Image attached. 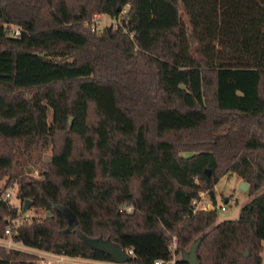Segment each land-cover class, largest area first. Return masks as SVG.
I'll list each match as a JSON object with an SVG mask.
<instances>
[{
    "label": "trees",
    "instance_id": "1",
    "mask_svg": "<svg viewBox=\"0 0 264 264\" xmlns=\"http://www.w3.org/2000/svg\"><path fill=\"white\" fill-rule=\"evenodd\" d=\"M126 3L128 32L83 23ZM26 164L37 176L21 173ZM224 173L248 184L237 217L192 212L202 190L215 205ZM0 175L47 211L23 218L0 188V237L9 226L25 246L111 260L78 230L131 248L130 264H153L171 259L175 234L174 264H189L180 253L196 238L200 264H261L264 0H0ZM135 202L146 210L139 229L125 209ZM168 212V229L155 227ZM0 264L36 262L0 244Z\"/></svg>",
    "mask_w": 264,
    "mask_h": 264
},
{
    "label": "rangeland",
    "instance_id": "2",
    "mask_svg": "<svg viewBox=\"0 0 264 264\" xmlns=\"http://www.w3.org/2000/svg\"><path fill=\"white\" fill-rule=\"evenodd\" d=\"M102 16H105L104 13H102ZM85 24V20L83 22ZM90 116L92 117V111H90ZM182 154H188L187 152H182ZM51 155V148L50 146H48L45 150H43L42 152V159L44 161H47L50 158ZM168 155L165 154V157H167ZM165 161L167 162V160L165 159ZM22 174H26V175H31V176H37V170L35 169V167L33 165L30 164H26L23 167V170L21 171ZM140 178L137 176H134L133 182H132V188H133V192L135 197H139V192H140ZM239 182H238V178L236 177L235 174L233 173H224L221 174L217 180L214 183V194H215V199H216V214H217V219L216 221H220L223 219H232L237 217L238 212L240 210V207L247 202L251 195L248 193L247 188H248V184H247V188L241 189L239 186ZM0 188H4V192L8 191L9 192V196L7 197V200L12 203L13 205H16L20 208V206H23V203L20 202V199L16 196L17 193V184L16 183H8L7 182V176L6 175H0ZM3 195V194H2ZM234 198L236 199V202L232 203V204H227L226 208L224 210H221L219 205H221L224 202L225 198ZM155 199V197H154ZM154 201V208L157 211L156 214H158V216L161 218L163 213V209L164 207V200L161 199H156L153 200ZM22 209V207H21ZM21 211V217L23 218H27L30 216H38V217H43L44 215L47 214V211H45V209L41 208V207H32L31 205L25 210V211ZM131 210L133 212L136 213V229L138 228H143L141 224H139V219H140V214L142 215V213H144L145 207H141L138 205V203H134L132 205ZM66 215V214H65ZM68 218H70V216L68 215ZM20 219V218H18ZM169 223H170V218H169V212L166 216V218L163 220V222H156L155 223V227H162L164 229H168L169 227ZM149 226V225H148ZM154 226V225H153ZM262 245H263V250L261 252V264H264V240L262 241ZM188 248V247H187ZM186 248V249H187ZM22 251L26 252V253H30L31 255L34 256V259H36V254L34 253V248L32 247H26V246H22L21 248ZM179 256V254H175V257ZM81 262L86 261V263L88 264H92L94 263V261L91 259H81ZM104 264V263H101ZM128 264V263H127ZM130 264V263H129Z\"/></svg>",
    "mask_w": 264,
    "mask_h": 264
},
{
    "label": "built area",
    "instance_id": "3",
    "mask_svg": "<svg viewBox=\"0 0 264 264\" xmlns=\"http://www.w3.org/2000/svg\"><path fill=\"white\" fill-rule=\"evenodd\" d=\"M128 4L126 3L124 6H122L119 10V13L115 16L109 15L107 13H104L105 16H102V13L100 12H94L89 20H85V24L89 25L90 29L92 31H100L104 26L106 25H120L122 27L123 31L128 32V27L123 24L120 20V17L123 13L126 12ZM4 27L8 34L18 36L20 34V28L16 25L12 24H4ZM130 35L133 34V32H129ZM9 196V192L6 191L2 195V197L5 199ZM236 202V199L228 197L224 199V202L219 205L221 210H224L227 206V204H232ZM190 205L192 208V212H195L197 210H208L213 208V206L216 208V205H213V200L208 193L207 190L199 191L198 194L191 198ZM131 206L125 207L127 211H132ZM0 244L9 247V248H16L21 249L22 246H25L17 241H14L11 238V229L9 226H7L4 229V235L0 237ZM175 246H176V236L175 234L171 235L170 239V249L172 250V257L169 260H162V259H156L154 260L153 264H174L175 259ZM27 247V246H26ZM126 251L132 255L133 250L131 248H127ZM34 253L36 254L35 262L36 264H88L86 261L81 262V259H89L84 258L81 256H70L63 253H55L51 251H46L42 249L34 248ZM91 260V259H90ZM94 263L92 264H127L125 263H118L114 262L113 260H94ZM129 264V263H128Z\"/></svg>",
    "mask_w": 264,
    "mask_h": 264
},
{
    "label": "water",
    "instance_id": "4",
    "mask_svg": "<svg viewBox=\"0 0 264 264\" xmlns=\"http://www.w3.org/2000/svg\"><path fill=\"white\" fill-rule=\"evenodd\" d=\"M241 189L247 188V182L241 180L238 185ZM31 205V200L26 198L23 202L22 211H25ZM70 229H76L77 224L72 221L70 223ZM77 234L81 239L88 244L91 248L97 249L107 253L111 260L118 263H125L131 259V255L117 242L111 240L109 237L98 236H87L77 230ZM199 238L194 239L188 246L187 249L181 250V257L184 260H187L189 264H200V261L197 258L196 247L198 244Z\"/></svg>",
    "mask_w": 264,
    "mask_h": 264
},
{
    "label": "crops",
    "instance_id": "5",
    "mask_svg": "<svg viewBox=\"0 0 264 264\" xmlns=\"http://www.w3.org/2000/svg\"><path fill=\"white\" fill-rule=\"evenodd\" d=\"M241 180L240 179H238V182H240ZM172 264V263H171Z\"/></svg>",
    "mask_w": 264,
    "mask_h": 264
}]
</instances>
